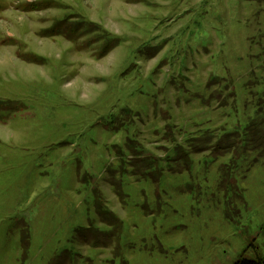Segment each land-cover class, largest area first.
<instances>
[{
  "label": "rangeland",
  "instance_id": "1",
  "mask_svg": "<svg viewBox=\"0 0 264 264\" xmlns=\"http://www.w3.org/2000/svg\"><path fill=\"white\" fill-rule=\"evenodd\" d=\"M65 15L88 33L70 34ZM101 28L124 38L103 55ZM260 102L264 0H0V264L264 261L257 151L214 159L194 144L169 171L176 142L213 146ZM127 137L165 169L158 186L132 175ZM96 190L122 222L120 247L76 233L106 230Z\"/></svg>",
  "mask_w": 264,
  "mask_h": 264
},
{
  "label": "trees",
  "instance_id": "2",
  "mask_svg": "<svg viewBox=\"0 0 264 264\" xmlns=\"http://www.w3.org/2000/svg\"><path fill=\"white\" fill-rule=\"evenodd\" d=\"M68 19H69V15L67 16L65 15L62 18L61 22L58 21V24L64 25L65 30H67L70 34H73L75 36L81 29H84L85 34L88 33V29H90L91 24L87 19L81 18V20H78L73 23H68L67 22ZM56 22L57 21L54 22L55 25ZM100 30L101 33L95 35L93 38L94 41L100 42V47H99L100 55H103L105 52L110 51L111 49L117 47L120 43L124 42L123 37L110 34L104 31L102 28ZM91 42L92 39L90 43ZM214 80L215 78H212L211 81ZM124 112L126 114L131 113L126 109L124 110ZM258 115L259 118L253 119L250 122H248V124L243 129L238 127L235 131L224 132L223 135H220V137H218V140L214 143L213 146L211 145L212 137H209L210 136L209 134L208 135L203 134L207 136H203L199 139L187 138L184 145L176 142L173 146V156H172L173 160L170 161L174 163L175 167L169 168V171H174V169L177 168H184L185 164L191 160V156L193 155V153H191L192 151L188 152L187 149H189L190 147L192 148L194 144L200 147V149H203V151H204V147L210 148L211 149L210 153L214 159H216L218 156H224L229 153L238 154L239 149L240 147H242V145H244L243 147L248 146L249 151H257L258 157L264 158V102H260L258 104ZM126 125L128 128L129 126H131V122L126 123ZM169 133L170 131L168 130L167 132L166 130V134L168 135ZM125 146L127 147V151L130 154V160H128V163L131 167L132 175L141 177L145 181H151L153 184H156L158 186L160 184L161 178L165 174V169L159 168L157 163H154L155 160L154 161L150 160L148 157L140 158L142 154H139L140 151L137 150V148L133 145V140L130 137H127L124 143V149L126 150ZM122 150L123 148L119 147L118 153L120 155L125 154L124 151ZM120 170L121 172L114 171L113 173L124 174V172H127L126 168H124L122 164L120 165ZM111 177L112 179H114V181H117L114 178V175ZM85 183H87V181H85ZM117 183H118L117 185L120 188L119 194L120 196H123L120 181H117ZM98 191L99 190L93 192L92 195L93 202L91 203V207L94 211V214L97 217V221H100L101 225L106 230L103 231L96 230L97 231L96 232L94 231L95 229L92 230L87 227L86 228L80 227L79 229H76V233L78 237L80 236L86 242H91L93 247L99 245L102 246L107 245L106 243H113L114 239L116 242H118V247H120V234L122 230V222L115 216V214L111 213V211L108 210ZM101 239L104 240L105 243L99 242L101 241ZM236 264H264V261L244 260Z\"/></svg>",
  "mask_w": 264,
  "mask_h": 264
}]
</instances>
